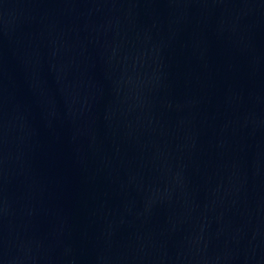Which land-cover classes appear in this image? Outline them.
<instances>
[{
	"label": "water",
	"instance_id": "95a60500",
	"mask_svg": "<svg viewBox=\"0 0 264 264\" xmlns=\"http://www.w3.org/2000/svg\"><path fill=\"white\" fill-rule=\"evenodd\" d=\"M0 264H264V0H0Z\"/></svg>",
	"mask_w": 264,
	"mask_h": 264
}]
</instances>
